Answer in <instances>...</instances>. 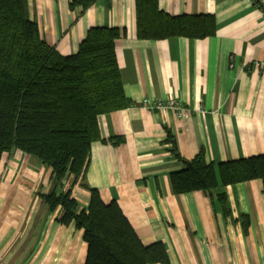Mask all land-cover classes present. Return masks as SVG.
Listing matches in <instances>:
<instances>
[{"label": "crops", "instance_id": "0c3cea01", "mask_svg": "<svg viewBox=\"0 0 264 264\" xmlns=\"http://www.w3.org/2000/svg\"><path fill=\"white\" fill-rule=\"evenodd\" d=\"M70 2L29 0L31 17L64 55L78 51L91 27L120 28L128 100L99 117L103 139L92 144L74 197L85 207L97 188L104 202L116 200L143 243H164L170 264H264L263 180L227 185L225 216L203 190L174 192L170 175L184 164L168 142L172 135L183 159L204 151L214 164L264 153V0H158L170 15L216 20L212 35L162 39L138 36L136 0H95L84 11ZM144 98H177L187 110L148 109ZM52 176L32 154L2 155L0 264H85L83 229L59 222L61 207L51 210L43 197Z\"/></svg>", "mask_w": 264, "mask_h": 264}, {"label": "trees", "instance_id": "16d2710c", "mask_svg": "<svg viewBox=\"0 0 264 264\" xmlns=\"http://www.w3.org/2000/svg\"><path fill=\"white\" fill-rule=\"evenodd\" d=\"M94 2L71 0L70 7L84 11ZM136 7L140 38H202L216 31L210 14L170 15L158 0H136ZM121 34L118 27H91L78 51L64 55L43 37L29 0H0V161L20 149L52 168L53 189L43 197L51 210L61 207L59 222L83 229L85 264H170L164 243H143L116 200L106 203L91 188L82 207L73 195L84 184L92 144L103 139L99 117L128 104L115 48ZM168 142L184 164L170 175L174 192L203 190L225 216L227 185L264 182V153L214 164L204 151L183 159L172 135Z\"/></svg>", "mask_w": 264, "mask_h": 264}, {"label": "built area", "instance_id": "2783aa9c", "mask_svg": "<svg viewBox=\"0 0 264 264\" xmlns=\"http://www.w3.org/2000/svg\"><path fill=\"white\" fill-rule=\"evenodd\" d=\"M141 105L148 109L153 110H172L178 116H182L187 108L184 107L183 103L177 98H168V99H149L144 98L141 101Z\"/></svg>", "mask_w": 264, "mask_h": 264}, {"label": "rangeland", "instance_id": "374dc122", "mask_svg": "<svg viewBox=\"0 0 264 264\" xmlns=\"http://www.w3.org/2000/svg\"><path fill=\"white\" fill-rule=\"evenodd\" d=\"M66 186H67V185H66ZM66 186H65V187H66ZM48 206H49V205H48ZM49 208H50V207H49Z\"/></svg>", "mask_w": 264, "mask_h": 264}]
</instances>
